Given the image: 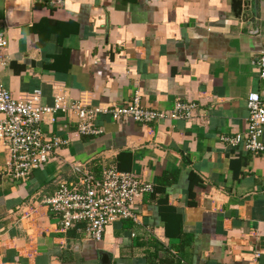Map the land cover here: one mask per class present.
Segmentation results:
<instances>
[{"label": "crops", "instance_id": "obj_1", "mask_svg": "<svg viewBox=\"0 0 264 264\" xmlns=\"http://www.w3.org/2000/svg\"><path fill=\"white\" fill-rule=\"evenodd\" d=\"M0 30V83L14 98L197 104L189 120L99 114L96 135L71 113L47 114L43 132L68 142L26 180L0 144V264H264V152L219 140L245 130L248 93L264 103V0L240 12L233 0H0ZM74 163L150 181L140 223L113 221L99 241L83 225L62 230L43 200L76 183Z\"/></svg>", "mask_w": 264, "mask_h": 264}, {"label": "built area", "instance_id": "obj_2", "mask_svg": "<svg viewBox=\"0 0 264 264\" xmlns=\"http://www.w3.org/2000/svg\"><path fill=\"white\" fill-rule=\"evenodd\" d=\"M7 41L0 30V49ZM260 78L264 80V52L255 62ZM42 92L35 89L14 98L0 83V144L9 152L7 170L17 180H26L31 172L43 166L66 138L46 135L42 130L44 116L52 119L58 111L76 117V129L83 135L102 132L96 124L99 114L113 118L129 116L140 123H151L161 119H191L197 104L193 101L175 99L167 110H156L141 104L139 93L122 105H94L85 99L71 103L56 96L53 105L41 102ZM248 116L243 132L221 134L219 140L228 146L241 147L244 151L259 154L264 152V103L257 92L246 98ZM72 170L77 175L76 183L61 182L50 196L43 200L48 211L57 220L62 230L83 225L87 235L102 239L105 226L116 220L140 223L136 204L146 193L153 192V184L130 171L115 166H104L96 174L87 165L74 163ZM133 235V233H132Z\"/></svg>", "mask_w": 264, "mask_h": 264}, {"label": "water", "instance_id": "obj_3", "mask_svg": "<svg viewBox=\"0 0 264 264\" xmlns=\"http://www.w3.org/2000/svg\"><path fill=\"white\" fill-rule=\"evenodd\" d=\"M248 3V0H233V7L235 8L236 6H238V10L239 12L242 9V6H246Z\"/></svg>", "mask_w": 264, "mask_h": 264}, {"label": "trees", "instance_id": "obj_4", "mask_svg": "<svg viewBox=\"0 0 264 264\" xmlns=\"http://www.w3.org/2000/svg\"><path fill=\"white\" fill-rule=\"evenodd\" d=\"M99 174V173H98ZM153 191H154V189H153ZM167 256H169L167 253H165V256L164 257H167Z\"/></svg>", "mask_w": 264, "mask_h": 264}]
</instances>
